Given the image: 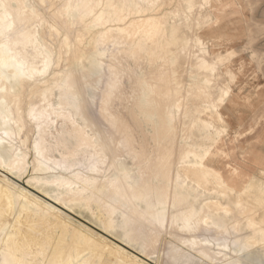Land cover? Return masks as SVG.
I'll return each instance as SVG.
<instances>
[{
	"label": "bare ground",
	"instance_id": "bare-ground-1",
	"mask_svg": "<svg viewBox=\"0 0 264 264\" xmlns=\"http://www.w3.org/2000/svg\"><path fill=\"white\" fill-rule=\"evenodd\" d=\"M159 1L160 0H67L63 5L69 3L75 5L82 2H102L105 5L113 6L103 9L105 13L104 24L98 27L97 33H92L94 36L96 35L94 40L97 46L101 47L103 50L99 51L98 54L91 53L90 56L88 55V64L84 61L85 56L76 55L78 57L75 58L77 59L75 61V63L77 62V66L70 63L65 65L62 64L64 65V67L61 66L63 68L59 69V65L56 67L58 69L52 70L50 75H47L52 65L54 63L57 64L55 61L57 59L53 60L54 47H48L46 36H43L38 29L44 22L41 18L42 14L40 9L36 7L33 0H3V3L7 6L6 11L11 17V22L15 25L13 31L17 36H19L20 30H23L24 32H31L39 40L38 46L30 44L22 52L16 53V55L21 56L28 65L36 68L38 72L43 68L45 59L48 58L45 52L51 54V59L47 72L44 75H37L32 80H25L16 85L15 95L19 98V106L9 104L7 106V111L0 107V165H2V167H0V174L3 175V177L0 178V264H155L157 262L155 261L156 259L153 258L160 255V252L156 254L158 251L155 249L157 246L163 245V239H161V237H164V234L169 235L168 237L170 238L163 249L165 264H196L195 262L198 260L206 264H241L242 261L244 264H249L250 261L244 260V257H247L245 254H248L244 253V250L248 249L250 241L241 243V239L239 240V237H237L238 239L234 241L235 245H233L234 243L231 240L230 229L227 223L233 211L229 203L225 204L220 200V197L229 199L233 192L237 191V193H239L240 190L229 183L226 174L223 172L224 167L217 165L211 150L205 147L207 142L204 143L191 139L193 140L192 142H190V140L185 142L184 140L185 143L182 144L184 145L183 148L181 147L182 145L179 146L181 149H177L179 153L177 158L178 161L176 160L178 164L174 163L176 164L174 168L175 176L172 179L173 181L170 179L166 184L169 188H167V186H164V188L162 183V185L157 183L159 181H155L157 178H153L156 184L152 186L154 184V182H151L152 179L143 178V175L139 174L135 168L129 167L130 165L125 164L122 158H118L122 156L116 155V157L114 155L116 158L109 159V157H107L109 153L106 152V155L105 152L103 153V149H105L104 151L107 149L109 152L112 149L106 148V143L103 141L101 142L104 144L100 142L101 146L105 145V148L103 147V149H101L102 155L97 150L94 152L97 146L93 147L92 145L91 147L95 148L94 151H92L94 153L90 152L91 154L87 157L84 155L83 159H78L77 157L82 150L77 144L81 143V141L78 142V136L82 127H84V135L87 137L86 140H88V138L90 140L88 142L85 141L88 147L89 142L93 143L92 139L99 141L101 140V135L108 134L105 132V129L104 132H98L97 128H95L96 123L90 118V112H92L91 114L95 113L97 117L100 116V118L106 119L111 128L126 122L120 115V111H122L119 103L121 99L120 93L121 95L123 93L117 90L122 85L123 77L129 76L132 67L130 65H124L120 55L123 54V56L135 57L137 54L146 52V44L151 45L149 49L152 51H156V49L158 50L159 48L163 50H159L162 52H159L160 54L158 55L161 56L162 54L161 65H156L159 70L155 66L161 78L165 77L164 75L167 74L168 71H171L170 78L168 77L169 80L166 81V89L161 93V100H157L159 102L157 104L159 106L163 105V107H160L157 111L164 115L162 127L160 128L162 132L167 133L164 141L168 143L174 142L176 135V131L174 130L175 126H173L176 116L175 110L179 111L183 103L181 102L183 96L180 94L182 90L179 91V89H181L179 88L180 84L178 85L177 81V84L175 83L176 72L173 70L177 63L178 54V50L175 49V51L172 49L174 43L179 42L177 41L179 40L178 37H176L178 33L176 30L177 26L175 25V30L172 26V32H167L170 33L168 34L169 36L167 35L165 39H162L163 37L161 36L165 35V30L162 27L164 21L162 22L160 19L161 17L147 15L149 12L146 14L143 13L146 10L143 7L144 5L150 7L158 4ZM142 2H144L143 6ZM186 3V8H188L189 5L195 6V4H193L194 0H187ZM181 12L182 14L185 13L184 11ZM34 23L37 25L35 26ZM49 25L52 30L56 29L59 31L55 23H50ZM169 27H171L170 23ZM173 30L177 31L175 35ZM181 35L183 36V34ZM178 36H180V34H178ZM181 39L183 38L181 37ZM93 43L95 44V42ZM181 43L180 41L178 44ZM172 44L173 46H171ZM188 47L186 43L180 50L183 51L186 49L185 52H187ZM90 49H92V47ZM105 53L107 54V59L102 57L96 58L97 55L102 56ZM58 54L60 55L61 53L59 52ZM198 57L200 56L198 55ZM149 58L150 57H148V60H150ZM204 58L202 59V65L206 63L207 57L204 56ZM12 59L13 57L10 56L8 52L0 51V60L11 61ZM150 61H153V59ZM208 61L210 62V60ZM59 64H61V62H59ZM155 69L152 70V73L155 72ZM152 76L154 78L155 74H152ZM206 77H208V75ZM162 81H164V79H162ZM149 82L151 81L149 80ZM102 83L104 88L98 89L99 84L101 86ZM152 83L153 82H151V84L146 83L147 85L145 86V90L149 92L150 96L156 89V85ZM215 86L214 87L222 93L217 95L214 92L212 94L210 90L212 88H208L209 91L205 86H200L203 90L201 95L203 94L205 99L203 98L204 104L197 106L200 117L198 113V117H194V119H198V124L194 126L195 129L196 127L198 129L195 136L200 132V139L211 137L220 132L217 129L218 126L214 128L215 125L211 120L212 117L204 116L209 115L208 113L213 111V109L219 117L221 116L219 108L220 104L222 105L224 102L218 104L217 101L220 100L224 92L228 93L229 89L226 90L221 85ZM0 87H6L8 89L7 93H0V99H11L13 95L11 92L13 85L7 81H2L0 82ZM198 90H200V88ZM155 92L157 93V91ZM195 93H200V91H196ZM142 95L141 97L143 98L145 95ZM151 97L155 98V96ZM137 99L140 100V98ZM146 104L148 106L156 105L155 100L149 97L147 98ZM29 107L36 111L46 110L47 114L51 116V119H45L40 123L30 120L28 115ZM88 108H91L92 111H88ZM146 108L142 109L146 112ZM144 111L141 113L145 115L149 114L144 113ZM212 113H214V111ZM161 117L163 118V116ZM216 120L217 119H215V121ZM122 125L120 127H122ZM55 127L57 128L56 131L52 132V129ZM164 133L162 134L164 135ZM81 134H83V132ZM119 134H121L120 131ZM84 137L81 139L82 141L85 140ZM54 139H59V144L55 143L57 146L60 145L61 140L64 150L66 149L64 153L61 152V156L48 154L47 152L50 151L51 153V149H53V144L50 146V149L48 148L49 145L46 144L47 141L50 143L49 141ZM103 139H105V137ZM184 139L186 138L184 137ZM123 140H125V138ZM120 142L122 143L123 141ZM209 142L210 141H208V144ZM100 143L97 145L100 146ZM172 143H170V146ZM74 144H77L79 148L72 153L70 150L71 148L74 149V147H72ZM62 146L59 149H61ZM173 146L176 145L173 144ZM86 147L87 146L83 148ZM125 147L128 148L127 145L124 146V148ZM47 148L49 150H47ZM165 148L163 149L165 150ZM170 148H172V150H169L173 152L176 147ZM209 150L210 155L208 160L211 161L213 171L225 178V183L228 185L227 188L220 186L215 175L206 174L205 169L209 167L208 163H205L204 168L199 166L202 161L198 158ZM115 151L117 150L115 149ZM161 151L163 150L161 149ZM166 151L168 150L166 149ZM125 152L128 154V150H125ZM130 152L131 151H129V153ZM171 152L168 151L169 154ZM156 153H159V151H156ZM169 154L168 156H163V154L158 158L155 156L156 162L152 161L153 164L157 165V160L162 157L164 159L168 157L169 159ZM110 155L112 156V154ZM152 155L153 154L149 156ZM156 155L159 156L160 153ZM130 156H133V154H130ZM92 158L97 159L93 160ZM149 158L147 160L148 162L151 159ZM163 158L162 160L159 159V161L162 162L157 165V167H160L163 171L165 170V172L161 171L162 176L164 173H166L164 175L166 176L169 174V170L166 171L169 165L165 166L166 168L162 165V163L166 164V161L163 162ZM138 163L137 165H142ZM154 165H152V167ZM145 166V169L147 168L149 170L146 164ZM157 167L154 166V168ZM160 168L154 170L156 171ZM151 169L153 170V168H150V170ZM138 170L140 169L138 168ZM141 170L140 172H145L144 168ZM28 171H31V173L28 174V179L25 183V181L21 179ZM183 173H186V176H184ZM160 175H156V177L160 179ZM192 175H194L193 180L190 178ZM17 176L18 179L16 178ZM168 177L172 178L170 174ZM189 178L190 180H188ZM170 181L174 183L171 188ZM189 181L191 183H189ZM150 183H152V185ZM209 186L212 187L210 188ZM37 188L42 189L43 192ZM250 188L251 186H249V190ZM200 189H202V191H200ZM211 194H215L216 196H211ZM259 195L258 192L254 200L257 199V201L262 204V201H264L262 196L264 195ZM93 202L96 207V210H93L94 214L96 212H101L102 215L103 213L107 215V217L105 219L103 218L101 221L102 227H97L93 225V223L82 220L81 218L77 219L76 216L78 215L71 211L73 205L91 207ZM235 203L236 205H240V209L246 206L248 208L247 204H249L244 196H238ZM245 203L247 204L244 205ZM253 209L252 206L247 210L248 219H246V221L248 222V226L253 228L256 234L264 236V225L255 221L254 216L256 210L254 213ZM244 210L246 211V208L243 209V211ZM5 211L9 214L11 213L12 219L4 216ZM242 212L241 215H244ZM24 213H26L27 218H29V220H26L28 224L29 222H36L34 228L33 224L30 229L25 226L31 230V233L29 230L27 231L28 233H23L25 229L24 223H26V221L22 220L21 217ZM71 217L74 219L71 222L62 221L64 218L71 219ZM40 219L41 221L43 220L42 222L50 224L48 225L49 227L54 225L59 230L61 228L63 230L64 228V231L61 230L65 235L63 237H66L68 232H71V235L73 234V239L65 245L64 250L61 251V248H59L60 246H57L58 248L55 247V245L61 244L56 240V236L51 234L49 237L47 234V240L45 237L42 238V232L39 234L41 229L40 231L35 229H38L39 226L37 225L40 224L41 226L42 222ZM237 222H239V220L232 225L233 228H238L239 225ZM241 223L243 224L244 222ZM189 224L191 225L190 227ZM21 227H24V229L21 230ZM42 227L46 230L49 229V227L46 228L44 225ZM111 230L121 231L122 238L116 237L113 233L111 234ZM60 234L59 237L63 233ZM246 235L248 234L245 233V236ZM239 236H241V234ZM242 236L244 235L242 234ZM243 238L244 237H242V239ZM244 240L245 239L242 241ZM252 240L255 241L254 239ZM44 243L45 245L48 243V246H53L55 248H53L51 255L49 253V255L46 256L47 258L45 257L46 259L43 257L44 259L39 261L37 256L47 252L42 251L45 248ZM157 249L159 250V247ZM95 251L97 254L95 255L93 253L95 256L92 261L91 257L88 255L90 252ZM248 258L249 257H247V259ZM251 258L254 259L253 261L255 262V258H253V256ZM251 258H249V260H251V264H254ZM94 259H96L95 262Z\"/></svg>",
	"mask_w": 264,
	"mask_h": 264
},
{
	"label": "rangeland",
	"instance_id": "rangeland-1",
	"mask_svg": "<svg viewBox=\"0 0 264 264\" xmlns=\"http://www.w3.org/2000/svg\"><path fill=\"white\" fill-rule=\"evenodd\" d=\"M66 1L67 0H43V1L33 0V2L36 4V7L38 9H40V12L42 14L41 18H42V20H44L43 24H41L40 27H38V29L40 30V32L43 36H46L48 47H52V48L54 47L53 60L57 59V60H55L57 62V64L54 63L52 65L51 68H53V66H54V68L53 69L50 68L47 75H50V73L54 69L63 68L65 64L70 63V64L77 66V62L75 63V61L77 60V59H75L77 57L76 55L85 56L84 61L86 64H88V60H87L88 55L90 56L91 53L92 54H96V53L98 54L99 51L103 50L101 47L97 46L96 41L94 40L95 36H96V35L94 36V34L97 33L96 31L98 30V27L91 28L87 31L85 30V26L80 25L79 23H77L75 28L68 27V26H66V23L64 21L58 19L54 15V13L59 11L58 8H54L51 11H47V10H43L39 7L41 2H43L44 4H47V5H63L64 3H66ZM74 1H76V0H74ZM186 2H187V0H160L158 2V4H156V5H160V7H153V6L149 7V6H145V5L143 6L144 2H142V6L144 7V9H146L143 12L144 14L149 12L147 15H154V16L159 17V18L161 17L160 19L162 20V22L164 21L162 27L165 30L164 34L166 36L162 35L161 36V37H163L162 39H165L167 37V35L172 32V29H171L172 26H173L174 30H175L174 27L177 26L176 30L178 31V33H177V31H174V30H173V33H174V35L177 33L176 37H178L179 40H177V41H179V42H176V43H174V46H173V44L171 46H173L172 49L178 50L177 63L175 64L173 70H175V72H176L175 83L177 84V82H178V85L180 84L179 88H181V89H179V91L182 90L181 93L180 92L179 93L181 94V96H183L182 100H181V102H183V103H182V106L180 107L179 111L175 110V113H176L175 120L176 121L174 120L175 123L173 122L174 123L173 126H175L174 130L176 131L175 140H174L175 143L170 142V143H172L170 146V143L164 141V139L167 136L166 135L167 133L166 132L164 133L160 130V128L162 127V120L164 119V115L157 111V109H160V107H163V105L159 106L157 103H159L158 99L161 100V93L164 91V89H166V85H167L166 81L169 80V78H170L169 76L171 74L170 73L171 71H168L169 73L167 72L168 75L167 74L164 75L166 78L165 77L161 78V75L158 71L159 69L156 65H161L162 54H161V56H158V55L160 54L159 52H162L163 50L159 48L158 50L156 49V51L155 50L152 51L149 49V47L151 45L146 44V48H145L146 52L137 54L135 57L123 56V54L120 55V58L123 60L124 65H130L132 67L129 76H125L122 79L121 84L123 86L121 85L119 87V89L117 90L118 92L123 93L122 95L120 93L121 99L119 98L120 99L119 103L121 105V110H122V111H120V113H121L120 115H121L122 119H124L126 121V122L122 123L124 126L122 124H119V125L111 128L110 124L106 121V119H102V117L100 118V116L97 117V115L95 113L91 114L92 112H90V115H91L90 118H91V120H93L96 123L95 128H97L98 132H104L106 130L105 132H107L108 134L102 133L103 135H101L102 137H101V140H99V141H95L94 139H92L93 143L89 142V147H88V144H86V142H88L90 140H89V138H88V140H86L87 137L84 135V127H82L81 128L82 130H81V132H79V136H78V139H79L78 142L81 141V143L80 144L77 143V144H78V146H80V148H82L81 152L83 154L80 152L78 154V156L77 155L76 156L78 157V159H83L84 155L87 157L89 154L96 152V150L99 151V153L101 155L104 152L107 155L106 152H108L109 155H107V157H109V159L116 158L117 157L116 155L122 156V157H118V158H122V161L125 162V164L130 165L129 167L135 168L139 174L143 175L142 176L143 178H147L149 180L152 179L151 182H154L153 185H152V183H150L152 186H154L156 184V182L159 180L157 183H160V184L162 183L163 185L162 184L161 185L163 187L167 186V188H169L168 185H166V184H167L168 180H170V179L172 180L173 177L175 176L174 168H175L176 164H174V163L178 164V162H176V160L178 161V159H177L178 153H179L178 150H180L181 147L183 148V146H184L182 144H184L188 140H190V142H192L193 140L204 142V143L207 142L206 145H208V146L205 145V147L209 148L211 150L212 156L215 159V162L217 163V165H219L220 167L221 166L224 167L223 172H224V174H226L227 180L236 189L241 190L242 185L247 184L249 178H254V182L250 185L251 186L250 190L246 193V195H244V198L247 199L249 204L245 203L244 205L247 204L248 208L253 206L254 213L256 210V213H255L256 217L254 216L255 221H258L262 225H264V220H263L264 219V204H260L261 202H258L257 199L254 200V198H256V195H258V192L260 194L259 196H262V194L264 195V191L261 189L260 184H259L260 183L259 176L257 175V173L260 171L261 158H262V156H264V83H262V81H264V76H262L260 74V67H259L258 63L255 66L256 71L255 72L252 71V64L249 61L244 59V53L240 52V51H237V54L234 55L230 60H228V66L225 68L224 72H221L219 70V68L215 72H211L208 70V66L211 65L213 63V61L218 59L220 56H225L226 53L229 51H234V50L243 48L245 40H246V28L252 22L258 23L259 21L264 19V5L261 4V0H206V1L205 0H196V2L194 0L193 4H195V6L193 5L191 7V11H189L188 8H186V6H187ZM151 7H153V8H151ZM181 11H184L185 13L182 14ZM47 22L48 23L49 22L55 23L58 26L59 31L56 30L55 32H53V30L50 28V25H49L50 23L48 24ZM169 23L171 24V27H169ZM34 24H35V26L37 25L36 23H34ZM166 27L168 28V30ZM167 32H170V33H167ZM92 33H94V34H92ZM178 34H180V36L184 40L181 39V37L178 36ZM181 34H183V36ZM62 36L69 37L70 47L64 45V41L62 40ZM197 36L206 42V47L203 50L200 49L199 45L195 41V37H197ZM209 39H211L213 41L210 47L207 46V41ZM92 41L95 42V44ZM180 41L183 44L182 43L178 44V43H180ZM186 43L189 46L187 52H185L186 49L183 51L180 50ZM91 47H92V49H90ZM93 48H94V50H93ZM177 48H179V49H177ZM159 50H162V51H159ZM59 52L61 53L60 55H62V54L63 55L60 56L58 54ZM194 52H196V53H194ZM146 53H147V55H146ZM148 53H149V56H148ZM198 55L200 57H198ZM204 56L207 57L206 63L202 65V59L204 58ZM99 57L107 59V54L105 53L102 56L97 55L96 58H99ZM148 57H150L149 58L150 60L153 59V61L148 60ZM208 60H210V62ZM59 62H61V64H59ZM62 64H64V65H62ZM59 65H60V67H58ZM61 66H63V67H61ZM155 66L158 70L155 69ZM56 67H58V68H56ZM159 68H160V66H159ZM154 69H155V72L152 73L153 72L152 70H154ZM201 71L205 72V73H202ZM236 72H239L240 75H236ZM249 73H251V75H249ZM152 74L153 75L155 74L156 78L155 77L153 78ZM206 74L208 75V77H206L207 76ZM209 77H213V78H209ZM162 79H164V81H162ZM149 80L151 82H153L152 84L156 85V87H155L156 89L154 90V93L151 95V96H155V98L151 97L149 95V92L147 90H145V86L148 83L151 84V82H149ZM152 80H154V81H152ZM213 82H214V84H213ZM215 85H221L226 90L229 89L228 95L226 97H224V100H225V101L223 100L224 103H222V105L220 104L219 110H220L221 116L219 117L214 109H213L214 113H212L213 111H211L210 113H208L209 115H204V116L212 117L211 120H212L213 124L215 125L214 128H217L216 126H218L217 129L220 131L221 128H223L224 132L222 135H219V136H218V133H216L215 135H212L211 137H208L205 139H200L201 138L199 135L200 132H199V134H196L197 136H195V133L198 132V129H197V127L195 129V127H194L196 124H198L197 123L198 119H196V118L194 119V117H196V116L198 117V115L200 117V112L198 113L197 106L204 104L203 94L201 95V93H203L202 92L203 90L200 86H205L207 89L212 88V89H210L211 93L213 94L215 92L217 95H219V93H222V92L220 90L216 89ZM102 88H104L103 83L101 84V86H100V84L98 86V89H102ZM199 88H200V90H198ZM191 90H192V93H191ZM155 91H157V93ZM196 91L197 92L200 91V93H195ZM140 94L141 95L143 94L145 96L142 95L143 96V98H142ZM157 94H159V95L156 96ZM148 97L153 98V100H155L156 105H149L148 106L146 104ZM134 98L136 99L137 102L135 101ZM137 98H140V100ZM142 102H143V104H142ZM160 103H161V101H160ZM144 106H146L147 108ZM142 108L143 109L146 108V112ZM148 109H153L154 111L148 110ZM161 109H163V108H161ZM87 110L92 111L91 108H88ZM142 111H144V113H149V114H146V115L142 114L143 113ZM197 113H198V115H197ZM156 114H157V116H156ZM147 115H149V116H147ZM161 116H163V118ZM222 117H223V124H221V122H220ZM215 119H217L218 121L217 120L215 121ZM102 124L105 126H103ZM106 124H108V125H106ZM121 125H122V127H120ZM191 127L194 129H192ZM224 127H226V128H224ZM126 128H128L129 131ZM56 129H57L56 127L53 128L52 132H55ZM117 129H118V131H117ZM125 129H126V131H125ZM195 130H196V132H195ZM119 131L121 132V134H119ZM159 131L161 134L159 133ZM82 132H83V134H81ZM245 132H247V135L244 134ZM162 133H164V135ZM113 134H114V136H113ZM191 134H193V135H191ZM193 136H195V137H193ZM83 137L85 140L82 141L81 139ZM90 137H92V136H90ZM104 137H105V139H103ZM109 137H111V138H109ZM184 137L186 139H184ZM124 138H125V140H123ZM111 139H113V140H111ZM191 139H193V140H191ZM56 140H58V141H56ZM56 140L55 139L52 141L50 140L49 141L50 143H48V141H47L46 144L49 145V147H48L49 149L51 148L50 146L53 144L52 145L53 149H51L52 152L51 153H50V151H47V152H48V154H54L56 156H61L62 153H64L66 149L64 150V148H63L64 146H62L63 142H61V140H60V145L62 146V148L59 149L61 146L60 145L57 146V144H55V143L59 144V139H56ZM119 140L123 141L122 142L123 146ZM184 140H185V142H184ZM53 141H55V142H53ZM101 141L106 143V146H107L106 148H108V149L110 148L112 150H110V152L107 149H106V151H104L105 149H103V147L105 148V145L101 146V143H102ZM163 141L165 142V144ZM208 141H210L209 144H208ZM99 143H100L101 147L99 145H97ZM104 143H102V144H104ZM211 143H212V146H211ZM77 144H74L72 146V147H74V149L71 148L70 152L73 153V152L77 151V149L79 148L77 146ZM81 144H83V145H81ZM112 144H114V145H112ZM116 144H118V145H116ZM163 144H164V146H163ZM167 144H169V145H167ZM173 144H175L176 146H173ZM55 145H56V148H55ZM84 145L87 147L83 148V147H85ZM92 145H93V147L97 146V147H95L96 149L91 147ZM126 145L128 146V148L125 147L127 149L124 148V146H126ZM180 145H182V146L179 148ZM75 146H76V148H75ZM165 147H168V148H165ZM170 147H176V148H174L175 149L173 151L174 153L171 152L172 148H170ZM48 148H47V150H49ZM119 148H120V150H119ZM138 148H140V149H138ZM163 148H165V150ZM94 149H95V151H94ZM101 149H103V153H102ZM115 149L117 151H115ZM161 149L163 151H161ZM166 149L171 153L169 154L168 151H166ZM169 149H171V150H169ZM62 150H64V151H62ZM125 150L126 151L128 150V154H126L127 152H125ZM92 151H94V152H92ZM129 151H131V152L129 153ZM142 151H143V153H142ZM156 151H159V153H160L159 156L156 155V154H159V153H156ZM133 152H136V153H133ZM86 153H88V154H86ZM118 153H120V154H118ZM110 154H112V156ZM130 154L131 155L133 154V156H130ZM151 154H153V155L149 156ZM168 154L170 157L169 159H168V157H167V159H166V157H165V159L162 157L163 162L166 161L167 165L165 163H162V165H164V167L169 165L168 169H166V171L169 170L168 173L171 175L172 178L168 177L169 174L164 176L166 173H164V175L162 176L163 170L160 167H157V165L161 164V162H162V161L161 162L159 161L160 158L157 160V162H158L157 165L153 164V162H156V160H155L156 157L158 158V157H161L162 155L168 156ZM136 157H138V158H136ZM148 158L150 159L149 162L147 161ZM162 158L160 160H162ZM171 158H173L174 160ZM96 159L97 158H94L93 160H96ZM136 159H138V160H136ZM134 160H135V162H134ZM171 160H172V162H171ZM229 161H231L234 165L236 163H240V161H243V163L241 164V167H240L239 175H232V170H230L228 168ZM138 162L142 165H137ZM141 162H143V163H141ZM145 164L148 166L149 170H150V168H153V170L151 169L149 171L147 168L145 169V167H146ZM152 165H154L157 168H160V169H158L160 171H158V170H156V171H157V173H160L161 175L156 173V171L154 169H157V168H154V166L152 167ZM161 167H163V166H161ZM170 167H172V168H170ZM138 168L140 170L142 168H144L145 172H140V170H138ZM171 169H173V170H171ZM141 171H143V170H141ZM150 172L152 175L150 174ZM163 172H165V170ZM29 173H31V171H28L27 173H25L21 179V180L25 181V183L28 179ZM153 173L156 174L157 176L160 175L159 176L160 179L158 177H156V175H154ZM183 174H184V176H186V173H183ZM192 176L190 178L193 180L194 175H192ZM2 177H3V175L0 174V178H2ZM150 177H152V178H150ZM167 177H168V179H167ZM16 178L18 179V176ZM153 178H157L156 180L154 179L156 182L153 181ZM190 178L188 180H190ZM165 179H167V180H165ZM172 181H170L171 184L169 183L170 188L173 187V185H174V183ZM189 183H191V182L189 181ZM253 184H254V186H253ZM209 187L211 188L212 186H209ZM38 190L43 192L42 189H38ZM200 191H202V189H200ZM211 196H216V195L211 194ZM238 196L239 195H238L237 191H235L231 194L229 199L220 197V200L223 203H225V204L229 203L230 204V207L232 208V211L234 213V214L232 213L230 215V219L231 218L232 219L231 220L229 219L227 221V223L229 225V229H230V237H231V240L233 241V243L235 240L238 239L237 237H239V240L241 239V241H240L241 243H244L245 241H250L249 242L250 246L248 247V249L244 250V253H248L245 255L249 258H251L252 256H253V258H255V262L253 261L254 259L251 258L252 262L254 264L255 263L260 264V261L262 259H264V243H263L264 242L263 241L264 236H262V235L260 236V234H256L254 229L248 226V222L246 221V219H248L247 218L248 208H247V206L242 207L241 209L236 207L235 200L238 198ZM247 196H248V198H247ZM231 197H232V199H231ZM262 197L264 198V196H262ZM233 199H235V200H233ZM94 204L95 203L93 202L91 207L73 205V208H71V211L74 214L78 215V216H76L77 219L81 218L82 220H87V221L93 223V225L100 227L101 221L103 220V218L105 219L107 217V215H105L104 213L102 215L101 212L100 213L96 212L94 214L93 210H96V207ZM245 208H246V211L245 210L243 211V209H245ZM241 212H242V214L244 213V215H241ZM4 214H5L4 216L12 219L11 218L12 215H10L11 213L9 214L7 211H5ZM6 217H4V218H6ZM22 217H21V219L24 221L29 220V218H27L26 213H24ZM64 219H66V218H64ZM64 219H62V221L71 222L72 220H74V219H72V217H71V219H69V218H67L66 220H64ZM238 220H239V222H237L239 225L238 228H233L232 225ZM40 221H41V219H40ZM13 222L15 223L14 219H13ZM27 222L28 221H26V223ZM32 222H34V221H32ZM241 222H244V223L242 224ZM26 223H24V227L25 226L29 227V229L31 228L32 224H33V228H34V226H36L35 225L36 222L35 223L29 222V224L28 223L26 224ZM146 224L148 225L147 222H146ZM43 225H44V227L48 228L49 227L48 225H50V224H48L46 222H42L41 226L39 224V225H37V226H39L38 229L37 228H35V229L38 231H40V229H41L39 234H41V232H42V234H43V235H41L42 238H44V237L46 238L47 234L49 235V237L51 236V234L56 236V240L58 241V243H61V244L55 245V247L58 248L60 246L59 248H61L60 249L61 251L64 250L65 245L67 243L71 242V240L73 239L72 238L73 234L71 235V232H68L67 234L65 233L67 236L63 237V236H65L64 232H62V231H64V228H63V230H62V228L59 230L56 226L51 225V227H49L50 230L49 229L46 230L45 228L42 227ZM144 225H145V223H144ZM24 227L23 228L21 227V230H23ZM26 227L23 231L24 234L28 233L27 231L29 230ZM103 228H105V227H103ZM25 230H26V232H25ZM29 231L31 233V230H29ZM60 231H61V234L63 233L62 235L60 234ZM43 232L44 233L46 232V233L44 234ZM112 233L116 237L122 238V232L121 231L111 230V234ZM245 233H247L248 235L245 236ZM59 234L61 235L60 237H59ZM240 234H241V236H239ZM242 234L244 236H242ZM249 234H250V236H249ZM44 235H46V236H44ZM168 236L169 235L164 234V237L163 236L161 237V239H163L162 240L163 245L157 246V248L159 247V250L157 248L155 249L156 251H158L156 254H158L160 252V255H158V257L153 258V259H156L155 261L157 263H155V264H165L164 258H163V255H164L163 249H164V246L167 243V241H169V239H170ZM242 237H244L243 238V239H245L244 241H242L243 240ZM28 238L30 239L29 236H28ZM60 238H62V239L65 238V239L62 240ZM46 239L48 240V238H46ZM252 239H254L255 241H253ZM251 241H253V242H251ZM238 243H239V241H238ZM251 243L252 244L254 243L252 247H251V245H252ZM44 245H45V243H44ZM48 245L49 244L47 243L45 245V248L42 250L43 252L44 251H47V252L37 256V258H39L38 259L39 261L41 259H44L47 255H49V253L51 255V253L53 252V248H55V247L48 246ZM233 245H235V243ZM45 249H47V250H45ZM253 252H254V254H253ZM93 253L95 255L97 254V252L95 251V252H90L88 255L89 257H91L92 261H93V257L95 256ZM247 257H244L245 258L244 260H246V261L248 260L251 262V260H249V258L247 259ZM95 260L96 259H94V262H95ZM195 263L196 264H206V263H202L199 260Z\"/></svg>",
	"mask_w": 264,
	"mask_h": 264
},
{
	"label": "snow or ice",
	"instance_id": "snow-or-ice-1",
	"mask_svg": "<svg viewBox=\"0 0 264 264\" xmlns=\"http://www.w3.org/2000/svg\"><path fill=\"white\" fill-rule=\"evenodd\" d=\"M261 4L264 5V0H261ZM39 7L43 10L51 11L54 8H58L59 11L54 13V15L64 21L66 26L75 28L77 23L85 26V30L91 28H96L104 24L105 13L103 11L106 7H113L112 5H105L104 3H93V2H82L75 5L69 3L66 5H47L41 2ZM153 7H160V5H153ZM191 5L188 6V10L191 11ZM7 6L3 3V0H0V51H6L10 56L13 57L11 61L0 60V82L7 81L13 85L11 92V99H0V107L4 108L7 111V106L9 104H15L19 106V98L15 95L16 85L20 84L25 80H32L37 75H44L47 72L49 67L51 54L45 52V55L48 57L44 61L43 68L38 72L36 68L31 67L27 62L16 53L22 52L30 44L39 45V40L31 32H24L20 30L19 36L13 31L15 25L11 22V17L6 11ZM35 8V6H34ZM56 29H53L55 32ZM64 44L70 47L67 36H62ZM196 43L199 45L200 49L203 50L206 47V42L199 38L195 37ZM212 40L207 41V46L210 47ZM237 51L244 53V59L249 61L252 64V71H256V64H259L260 74L264 76V19L257 22H252L246 28V40L243 48L237 49L234 51H229L225 56H220L218 59L214 60L211 65L208 66V70L215 72L218 68L221 72L225 71V68L228 66V60H230L234 55L237 54ZM236 75H240L239 72H236ZM251 75V73H249ZM264 83V81H262ZM8 89L6 87H0V93H7ZM228 93L224 92L220 100L217 103H222L224 97ZM29 119L36 121L37 123L42 122L45 119H51V116L47 114L46 110L36 111L29 107ZM221 124H223V117L221 118ZM223 134V128H221L219 135ZM247 135V132L244 133ZM210 155V150L202 154L198 159L202 161L199 166L204 168L205 163L209 164V167L205 169L206 174L215 175L218 183L221 187L227 188L225 183V178L220 176L219 173L213 171V166L211 161L208 160ZM243 161L236 163L235 165L229 161L228 168L232 170V175H239L240 167ZM2 167V165H0ZM260 180V187L264 190V156L261 158L260 171L257 173ZM254 182V178H249L248 183L242 185L241 190L238 195L243 197L248 191L249 186ZM264 204V201H262ZM237 208L240 207L239 204L236 205ZM191 225L189 224V227ZM241 264H244L242 261ZM251 264V262H249ZM260 264H264V259L260 261Z\"/></svg>",
	"mask_w": 264,
	"mask_h": 264
}]
</instances>
